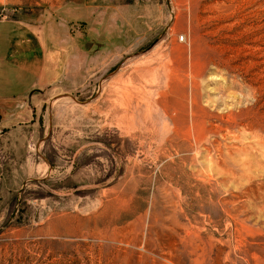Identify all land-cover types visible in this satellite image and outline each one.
I'll list each match as a JSON object with an SVG mask.
<instances>
[{
    "label": "rangeland",
    "instance_id": "obj_1",
    "mask_svg": "<svg viewBox=\"0 0 264 264\" xmlns=\"http://www.w3.org/2000/svg\"><path fill=\"white\" fill-rule=\"evenodd\" d=\"M0 16L95 50L0 115V264H264V0H26Z\"/></svg>",
    "mask_w": 264,
    "mask_h": 264
},
{
    "label": "crops",
    "instance_id": "obj_2",
    "mask_svg": "<svg viewBox=\"0 0 264 264\" xmlns=\"http://www.w3.org/2000/svg\"><path fill=\"white\" fill-rule=\"evenodd\" d=\"M24 1L0 0V9ZM45 22L0 16V115L8 107H14V118L19 117L46 93L53 77L79 73L88 60H93L91 54L95 50H84L85 44L76 33L74 39L72 36L61 38L51 31L50 23ZM85 32L88 41L96 42L93 26H87ZM2 125L3 116L0 117V127Z\"/></svg>",
    "mask_w": 264,
    "mask_h": 264
}]
</instances>
